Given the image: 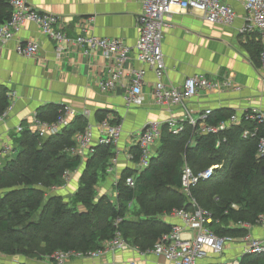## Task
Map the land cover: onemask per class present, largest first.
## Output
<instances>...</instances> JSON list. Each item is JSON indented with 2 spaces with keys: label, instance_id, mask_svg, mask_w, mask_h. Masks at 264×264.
Segmentation results:
<instances>
[{
  "label": "trees",
  "instance_id": "trees-1",
  "mask_svg": "<svg viewBox=\"0 0 264 264\" xmlns=\"http://www.w3.org/2000/svg\"><path fill=\"white\" fill-rule=\"evenodd\" d=\"M10 14L9 0H0V25ZM241 36L248 58L259 65L260 43L254 40V35ZM9 105V96L0 87V112ZM60 108L61 105L47 104L38 108L36 116L55 121ZM107 113L98 110V121L106 119ZM231 113L228 109L212 110L208 121L217 123ZM87 123L82 114H77L68 125L46 138L29 130L25 122L20 123L22 130L13 135L15 151L0 167L1 253L32 259L52 258L56 251L87 252L101 248L117 231L131 247L145 252L171 229L170 224L159 218L161 214L175 208H191L189 198L180 189L184 161L195 172L223 163L210 179L192 190L197 204L218 220L209 224L216 234L240 236L245 229L236 223L254 224L264 211V158L256 155L257 137H242L243 129L251 126L244 122L223 133L193 136L189 125L179 134L170 133L164 126L156 154L149 166L136 175L134 187L125 183L127 176L135 175L132 169L120 174L114 201L106 195L96 199L95 190L107 173L113 146L95 145L72 195V204L80 203L82 208L66 202L62 195H47L51 187L65 184V170L73 171L82 165L80 157L71 154L68 148ZM262 134L264 127L259 132ZM223 136L226 141L215 147L217 139ZM190 139L193 142L188 144ZM132 152L138 155L136 146ZM239 264H264V254H242Z\"/></svg>",
  "mask_w": 264,
  "mask_h": 264
},
{
  "label": "crops",
  "instance_id": "crops-1",
  "mask_svg": "<svg viewBox=\"0 0 264 264\" xmlns=\"http://www.w3.org/2000/svg\"><path fill=\"white\" fill-rule=\"evenodd\" d=\"M41 11L56 14L62 29L68 37L79 34H93L100 37L118 38L128 45L135 44L139 34L138 18L141 0H26ZM237 12L232 25H216L204 20L192 9L184 11L174 8L168 16L170 23L164 30L162 49L166 65L165 82L177 85L186 76L204 74L211 80L231 77L235 89L202 90L188 101V106L199 112L206 108L228 109L241 112L251 107L264 110V71L260 64H254L242 46L243 37L239 28L245 19V11L234 0H223ZM35 40L39 50L34 57L21 56L15 52L18 42ZM44 36L37 24L26 22L21 25L11 39L0 41V87L6 90L10 106L6 118L0 122V138L13 143L17 135L16 126L22 122L27 128L38 108L47 104L68 105L82 114L93 125L94 137L98 135L96 124L98 110H106V119L119 120L122 133L114 151L119 150L113 172L106 173L95 186L96 199L115 188L114 181L125 169L135 168V161L126 157V152L134 146L135 134L148 120H164L169 115H181L179 107H159L152 98L154 77L147 72L142 86L143 103L128 106L124 101L129 74L124 84L102 92L98 82L105 74L106 61L99 50H88L85 46L60 43ZM129 66L140 67L134 54ZM238 88V89H236ZM14 93V94H12ZM72 118L70 119V121ZM116 123V122H115ZM159 141L154 145V150ZM6 160L3 161V163ZM79 168V167H78ZM77 168V169H78ZM83 167L71 173L65 188L74 193ZM64 189V190H63ZM116 190V189H115ZM57 194V193H56ZM117 194V193H116ZM63 196V195H62ZM167 224L181 221L164 213L159 216ZM231 225V224H230ZM251 233L264 238V225L254 224ZM242 247L239 243L226 246L220 258L239 260ZM19 263L57 264L53 261L15 256ZM171 264L162 256L142 254L137 248L117 250L100 258H71L64 264Z\"/></svg>",
  "mask_w": 264,
  "mask_h": 264
},
{
  "label": "built area",
  "instance_id": "built-area-1",
  "mask_svg": "<svg viewBox=\"0 0 264 264\" xmlns=\"http://www.w3.org/2000/svg\"><path fill=\"white\" fill-rule=\"evenodd\" d=\"M234 1L242 5L246 13L244 22L238 31L243 36L254 35V40L260 43L259 69L264 71V0ZM9 5L11 14L9 19L0 25V41L11 39L21 25L26 22H33L38 25L44 36L57 42V51H60V43L65 41L85 46L88 50L101 52L102 58L106 61L105 74L98 82L102 92L124 84L123 82L130 72L124 101L128 106H140L144 100L142 94L144 79L147 72H151L154 77L152 85L154 103L159 107H179L181 109V115H169L164 120H148L137 131L134 136V146L137 147L138 155L135 156L129 150L126 152V157L135 161L133 170L135 175H129L125 178L128 187H134L136 175L147 168L151 158L155 156L156 151L153 148L155 143L160 140L164 126L170 133L179 134L184 130L185 125H189L192 128L193 136L223 133L232 126L244 122L251 126L243 129L242 137H257L256 155L261 159L264 158V134L259 135L260 130L264 127V110L259 107H251L241 112H233L228 118L217 123H211L208 121V116L212 113L211 108L196 112L188 106V101L202 90L235 89L231 77L211 80L204 74H194L186 76L177 85L167 84L164 80L166 65L162 40L165 28L170 25L167 18L173 9L178 8L180 11L196 10L207 22L216 25H232L237 18V12L230 4L223 0H141V12L138 18L139 34L133 45H128L118 38L100 37L93 34L68 37L62 29L60 18L56 14L41 11L26 0H9ZM39 48L37 41L26 40L16 44L15 52L21 56L34 57ZM132 54L140 63V67L129 66L127 71L126 66ZM9 106L0 112V122L6 118ZM77 114L79 113L74 108L61 105L55 121L41 120L34 114L28 127L29 130L36 132L39 137L46 138L68 125L70 119ZM22 128L23 126L18 124L16 132L19 133ZM96 129L98 135L95 138L93 125L88 122L83 131L75 134L74 144L68 148V151L84 161L94 153L95 145H111L113 147L117 145L122 133L119 121L112 124L108 119H104L96 124ZM224 141H226V137L218 138L215 147H219ZM192 142L193 140L190 139L188 144ZM14 151V144L0 138V167L4 160L11 158ZM118 154L119 150L114 151L107 173L113 172ZM222 165L223 163L212 164L195 172L184 161L180 189L189 198L191 208L190 210L172 209L169 214L181 222L172 224L171 229L163 233L153 246L145 252H141L142 254L151 253L162 256L171 264H239V260L220 258L226 246L232 243L240 244L242 254H264V238L255 237L251 233L254 224L264 225V211L257 216L254 224L241 221L236 223V226L245 229L244 234L240 236L219 235L209 226L211 222H218V220H214L208 210L201 208L192 195V190L200 182L210 179ZM73 171H64L65 181L70 178ZM118 179L119 177L114 181V185L117 184ZM118 220L119 218L116 222ZM130 247L117 231L114 237L105 241L103 246L96 250L87 252L77 250L56 251L51 257L57 264H64L70 257L95 259L105 253L127 250ZM129 264H135V262L131 261Z\"/></svg>",
  "mask_w": 264,
  "mask_h": 264
},
{
  "label": "rangeland",
  "instance_id": "rangeland-1",
  "mask_svg": "<svg viewBox=\"0 0 264 264\" xmlns=\"http://www.w3.org/2000/svg\"><path fill=\"white\" fill-rule=\"evenodd\" d=\"M18 135V134H17ZM16 135V136H17ZM12 144H15L14 143V141H13V143ZM87 160V159H86ZM86 160H84V161H82L81 160V164L82 165H80L79 166V168L78 169H80V167H83L84 166V162L86 161ZM77 169V170H78ZM71 177V176H70ZM70 179V178H69ZM69 179L67 180V181H69ZM67 181H65V184H63L62 186H53V187H51L50 189H48L46 192V194L47 195H50V194H60V193H63V191H61V190H59V188H65L66 187V185H67ZM115 186V185H114ZM66 189V188H65ZM116 188H110V190L108 191V193H106V194H102V195H106L111 201H114L115 200V198H116V190H115ZM64 190V189H63ZM66 191H68V188L66 189ZM63 195V197L65 198L64 200L66 201V202H70L71 203V205H74L76 208H78V209H80V208H82V204H80V203H77V204H72V195H73V193L71 192V193H69V192H66L65 194H62ZM106 254H111V253H105V254H103V255H101L102 257L104 256V255H106ZM113 254V253H112ZM15 256H21V254H15V255H6V254H4V253H1L0 252V264H20L19 263V261H18V258L17 257H15ZM23 256V255H22ZM24 258H29V257H26V256H23ZM44 258H46L47 260H50L51 261V259L52 258H50V257H43V256H38L37 257V259L38 260H45ZM71 258H74V257H70L69 259H71ZM100 258V257H99ZM30 259V258H29ZM33 259V258H32ZM53 262H55V261H53ZM66 262H67V260H66ZM56 263V262H55Z\"/></svg>",
  "mask_w": 264,
  "mask_h": 264
},
{
  "label": "water",
  "instance_id": "water-1",
  "mask_svg": "<svg viewBox=\"0 0 264 264\" xmlns=\"http://www.w3.org/2000/svg\"><path fill=\"white\" fill-rule=\"evenodd\" d=\"M262 171L264 172V166H262Z\"/></svg>",
  "mask_w": 264,
  "mask_h": 264
}]
</instances>
